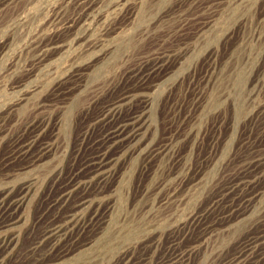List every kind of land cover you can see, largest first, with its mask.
I'll return each mask as SVG.
<instances>
[{
  "label": "rangeland",
  "instance_id": "rangeland-1",
  "mask_svg": "<svg viewBox=\"0 0 264 264\" xmlns=\"http://www.w3.org/2000/svg\"><path fill=\"white\" fill-rule=\"evenodd\" d=\"M51 40L62 47H45ZM74 71L70 91L52 96ZM144 76L119 119L145 110L147 125L115 167L102 222L45 243L70 209L57 204L62 183L101 149L108 127L95 121ZM29 121H52L55 146L22 166L15 153ZM261 158L264 0H0V210L28 193L2 264H247L253 255L236 257L264 228V174L247 204L249 193L223 190ZM200 215L205 226L193 228Z\"/></svg>",
  "mask_w": 264,
  "mask_h": 264
},
{
  "label": "bare ground",
  "instance_id": "bare-ground-1",
  "mask_svg": "<svg viewBox=\"0 0 264 264\" xmlns=\"http://www.w3.org/2000/svg\"><path fill=\"white\" fill-rule=\"evenodd\" d=\"M72 26L74 27V25ZM45 47L58 48L62 47V44L60 41L54 40L45 45ZM42 51L43 54L40 58L44 61L45 59L43 58L44 56L46 57V52L44 50ZM64 78L57 81L54 85L51 91L52 96L57 97L60 94H66L70 91V86H63L69 81H77L79 79V74L74 71V73L67 77V79ZM148 79V76H144L142 77L139 85L134 88H127L123 91V93L118 97L115 103L116 105L104 112L102 118L100 117L101 121H95V123H100L103 126L107 125L108 127L104 132L103 140L100 144L101 149L88 161H84L80 164L81 166L76 168L62 183L63 185L60 198L58 200L56 199L57 204L59 207H64V205L67 204V207L70 209L65 211L60 220L54 222L49 227V231L45 235V243L49 242L50 244H53L56 239L61 240L67 236H73L77 233L73 230L75 227H78L77 234L86 230L91 231L102 222L105 211L101 214H97V211L100 208V205L104 203L109 196H111L110 194H107V192L110 190L108 189L109 181L114 175L115 167L124 155L128 153L133 154L138 150L135 141L139 136L144 134V128L147 125V113L145 110L139 113L134 112L126 119L122 117L119 119V116L124 105L133 103L139 99L142 94L140 91L144 90V86L147 87V84L149 83ZM144 96L146 97V101L149 94H145ZM51 125H54L52 121H29V123H27L26 131L28 130V138L26 137L25 140V138L20 137L17 145V152L15 153V158L19 159L21 162L19 165L27 166L37 162H43L51 155L55 146L54 139L47 135L48 130L53 127ZM155 154L156 153H154V151H148L145 155V160L149 162L153 159ZM197 172L199 171H196V173ZM197 174H195L190 181L196 180L198 178ZM261 174H264V158L248 165L240 176L231 180L228 186L224 187L225 189L223 192L228 194L232 192L245 191V194L249 193L244 195L245 197L243 196L244 200L246 199L245 204H247L255 198L254 195L256 192H254V189H256V186L252 184V181ZM183 184L181 183L180 186L187 185ZM27 194L26 189H24V191H21L19 195L16 196L13 207L9 209L3 208V210H0V264L4 262V259H2L3 255L7 254L12 246L16 244L17 238L14 231L16 229V225L21 220L19 209L26 199ZM4 195L5 193L0 195V208L3 207V203L6 199L3 197ZM220 202L221 201L216 198L211 206L216 208ZM92 206H95V210L93 212L94 216L91 218L92 221L89 223L85 221L83 222L81 220L82 212L84 209H90ZM212 210L213 207L211 211ZM231 211L233 212L231 209L228 213L222 215L216 226L220 225L223 220H226V222L230 220L232 218V214H230ZM205 217L207 218L205 215H200L199 217L193 218L190 225L192 224L193 228L197 226L202 227L204 225ZM261 224L264 227V220H262ZM251 255L253 256L247 261V264H257L261 261L264 262V228L260 232L254 233L245 242L241 253L236 257V260H244V258Z\"/></svg>",
  "mask_w": 264,
  "mask_h": 264
}]
</instances>
